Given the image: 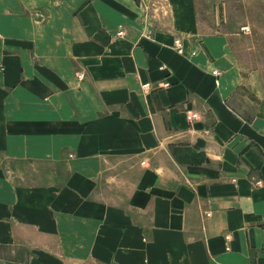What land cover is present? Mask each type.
<instances>
[{
    "label": "crops",
    "instance_id": "1",
    "mask_svg": "<svg viewBox=\"0 0 264 264\" xmlns=\"http://www.w3.org/2000/svg\"><path fill=\"white\" fill-rule=\"evenodd\" d=\"M228 16L0 0V264H264V69Z\"/></svg>",
    "mask_w": 264,
    "mask_h": 264
},
{
    "label": "rangeland",
    "instance_id": "2",
    "mask_svg": "<svg viewBox=\"0 0 264 264\" xmlns=\"http://www.w3.org/2000/svg\"><path fill=\"white\" fill-rule=\"evenodd\" d=\"M213 1L218 0H199L206 10ZM219 1L228 9L226 30L233 33V58L241 72L247 74L253 69H264V0ZM245 113L249 112L245 110Z\"/></svg>",
    "mask_w": 264,
    "mask_h": 264
},
{
    "label": "built area",
    "instance_id": "3",
    "mask_svg": "<svg viewBox=\"0 0 264 264\" xmlns=\"http://www.w3.org/2000/svg\"><path fill=\"white\" fill-rule=\"evenodd\" d=\"M119 35H121V33H119ZM177 45L179 46V44L177 43ZM197 119V114L196 113H189L187 115V120L190 122V121H193Z\"/></svg>",
    "mask_w": 264,
    "mask_h": 264
}]
</instances>
